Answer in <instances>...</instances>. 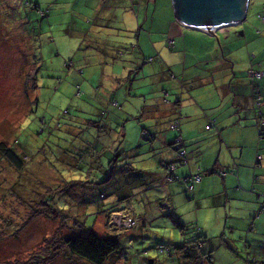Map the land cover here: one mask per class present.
I'll use <instances>...</instances> for the list:
<instances>
[{"label":"rangeland","instance_id":"rangeland-1","mask_svg":"<svg viewBox=\"0 0 264 264\" xmlns=\"http://www.w3.org/2000/svg\"><path fill=\"white\" fill-rule=\"evenodd\" d=\"M258 2L249 0L247 27L243 28L242 37L250 38L251 28L257 33L256 26L260 23L264 39V25H261L264 0H261L263 5ZM147 3L29 0L27 4L25 0H0V142H8L16 152L20 150L24 160L18 170L9 163L0 164V264L26 263L33 254L37 263L92 264L66 252L69 250L58 242L72 234L87 236L90 231L104 237L112 224L120 229L117 215L112 223L108 218L114 209L123 210L122 214L132 213L137 225L123 232L120 252L109 256L104 264H149L152 259L156 264H177L176 240L195 241L198 226L207 238L200 251L205 255L201 256L200 264H251L253 259L257 262L252 264L264 262V251H256L250 240H246L249 248L244 242V250L237 251L241 242L236 245L231 238L232 234L239 236L240 230L232 224H218L214 214L207 217L206 211L196 223H188L195 216L192 208L181 207L180 218L166 209L170 206L168 201L159 200L160 195L154 189L158 184L154 173L162 170L165 159L159 140L154 151L149 145L157 139L153 135L158 133L154 126L160 115L150 116L147 109L150 101L140 95L150 85L153 88L159 84L150 80L156 85L145 87L146 74H160L166 65L164 76L168 82L163 84L167 90L175 91L172 94L168 91L165 102L170 103V99L176 102L179 94L176 82L182 80L184 68L187 66L190 74L197 58L203 62L200 69L211 73L207 68L215 63L216 48L222 53L219 40L223 41L226 33L237 40L241 30L235 26L216 36L209 35L212 41L207 40V45L205 33L198 34L192 65L184 57L190 52V45H194L195 32L180 26L174 14L168 15L171 6L174 11L172 0H157V7ZM260 13L263 18L258 17ZM171 23L177 27L173 31L169 30ZM172 32L173 37L169 35ZM87 33L98 38L95 43ZM148 33L155 43L146 42ZM253 35L255 42L257 38ZM248 38H244V44L250 42ZM135 43L141 44L139 56L147 50V58L157 56L156 63L152 59L145 61L146 64L137 61L132 51ZM227 46L228 58L233 52L231 42ZM237 54L238 57L231 59L230 55L229 59L240 64L238 71L248 72L252 63L250 49ZM129 61L134 69L139 68L135 72H143L141 81L127 80L116 92L118 78L125 76ZM197 85L193 84V92ZM198 99L205 107L211 104V101L203 102L201 92ZM200 105L196 106L200 108ZM72 121H83L87 130L78 134L80 139L60 141L62 134L68 133L66 125L74 124ZM58 124L61 128H56ZM168 127L166 133L171 135L173 143L178 133ZM145 132L150 140L145 138ZM121 148L129 152L120 155ZM123 161L132 169L131 174L128 170L122 173ZM88 172L94 184L83 188L76 182L68 190L64 188L65 181L81 180ZM125 173L129 177L122 178ZM127 196L131 197L130 201L124 199ZM45 201L53 210L61 208L66 212L52 218L28 220L31 213L46 206ZM180 220L185 227L179 224ZM258 234L260 247L264 236ZM47 239L50 241L43 246ZM162 247L174 251L175 256L162 253Z\"/></svg>","mask_w":264,"mask_h":264},{"label":"crops","instance_id":"crops-1","mask_svg":"<svg viewBox=\"0 0 264 264\" xmlns=\"http://www.w3.org/2000/svg\"><path fill=\"white\" fill-rule=\"evenodd\" d=\"M146 1L148 2L147 5L151 4L150 6L157 7V0H139L141 5ZM259 1L258 3L263 5L261 0ZM153 2L154 5H152ZM157 11L158 9H156ZM173 14L175 15V8L173 11V7L171 6L168 15ZM246 20L243 24L223 27L217 31L216 35L224 30L229 31V28L239 27L241 31H238V39L234 40V48L232 54H230V58L234 59L238 57L237 53L239 51L245 49L248 51L250 49V54L255 55V59L262 64L261 66L264 70V39H262L260 31L263 29L259 27V23L256 26L257 33L251 28L248 30L251 33L250 38L245 35L242 37L241 32L243 28L246 29L247 27ZM178 24L184 27L179 22ZM261 25H264V23L261 22ZM176 28L174 23H171L169 26V30L171 31ZM187 29L195 32V42L194 45H190V52L185 54L184 59L186 62H192L193 65L195 64L193 62L195 59L193 54L198 34L205 33L204 44L206 45L207 40L208 42L212 41V37H210L212 35L198 29ZM252 33H255V37L257 38L255 42L252 40L254 37ZM87 34L94 40V43L98 39L94 34ZM169 35L172 36L173 32ZM229 36L233 38L228 33L222 38L225 41ZM244 38H248L250 42L244 44ZM147 41L150 43L154 42L149 33ZM219 41L221 44V40ZM122 42H125V38ZM237 43H239V46H237ZM161 44L162 41H160L159 47L157 45L159 48V51H157L158 58L161 54ZM132 46L134 47L132 51L137 57V61L139 60L140 63L146 64L148 60L147 50L146 52L142 51V55L139 56L138 47H141V44L138 46L135 43ZM202 48L203 46L200 42V50ZM222 53L225 54V50ZM222 53L219 47H217L214 60L221 58ZM149 57V59L153 60V64L158 60L157 56ZM209 61L211 60H207V62ZM127 63L129 66L124 70L126 72L125 76L120 75L118 78L116 92L124 86L127 80L128 82L141 81L142 76L140 74L143 72H135L139 68L134 69L133 62L131 61ZM196 64L195 68L190 71V74L186 66L184 73L181 75L182 80L176 82L179 91L176 102H173L172 99H170V103L165 102L168 91L171 94L175 91L172 89L167 90L166 84H163V81L168 82V78L165 79L164 76L166 65L162 66L161 70H164L162 73L150 72V74H146L147 77L145 76L147 78V81L144 83L145 87L151 83L156 85V82H150V80L159 81L156 87L152 86L153 88H151L150 85L149 88H145L141 91L142 94H140L144 95V99L146 98L147 102L150 101V105L147 108L150 116L160 115L159 118L155 119L154 126L158 133L153 134L155 139H157L149 146H153L152 151H154V144L159 140L162 144L161 151L165 160L161 163L162 170L154 173V176H156L155 182L158 181L154 189H157L160 201L169 202L170 206L166 207V209H169L170 213L174 211L181 218V207L185 208L187 206L186 208H192L195 216L192 217V222L188 223H196L201 218L202 213L206 211L207 217H211L214 214V220L216 219L218 224L222 222L226 224L230 223L233 227L240 230L239 236L236 237L232 234L233 240L242 242L243 239L247 238L257 246V234L264 235V210H261L262 202L260 198L261 195H264V138H261L259 135L261 123L255 114H253L250 106V96L253 89L251 79L246 71L237 70L240 64H237L235 61L228 65L227 63L223 64V73L219 70V74L214 73L215 71L211 74L205 68L201 70L200 65L203 62L199 59L197 60V58ZM210 70H213V68ZM193 84H198L195 92H193ZM206 85L207 89L204 88ZM259 85L264 111V77L259 82ZM200 92L203 96V102L209 103L211 101V104L207 105V107L199 104L198 94ZM196 105H200L201 109ZM145 109L146 106H144L143 111ZM214 115L215 118H213ZM179 118L181 119V136L188 152V165H182L175 173L180 177L202 173L201 181L195 184L192 193L188 192L183 182L168 183L166 180L168 175L167 166L179 162L177 150L171 142V135L166 133V126L169 125L168 128L170 129V124ZM214 119V127L207 130L206 126L214 121ZM176 137L177 134H175ZM210 171L215 172L210 174ZM219 172L221 173L219 174ZM186 211L183 214H186ZM180 223L183 224L184 222L180 220ZM198 228L201 230V227L198 226ZM176 244L179 245L180 241L176 240ZM256 251H258V248Z\"/></svg>","mask_w":264,"mask_h":264},{"label":"trees","instance_id":"trees-1","mask_svg":"<svg viewBox=\"0 0 264 264\" xmlns=\"http://www.w3.org/2000/svg\"><path fill=\"white\" fill-rule=\"evenodd\" d=\"M25 2L27 4H29V0H25ZM262 16V14L260 13L258 15ZM261 18V17H259ZM263 18V16H262ZM228 41L231 42V49L233 50L234 48V38H227L225 41L223 39V41H221V50L224 52L225 48H227L228 46ZM220 42V41H219ZM230 56V55H229ZM226 57V54L222 53V57L218 58L215 61V63L213 64V67L207 68V69H212L211 70V74L213 71H215L214 73H218L219 74V70L223 73V64L227 63V65L229 63H232V61ZM249 59L252 62L251 66L247 72L249 78L251 79V86L253 87L252 89V95L250 96V106H251V110L253 112V114H255L256 118L258 119V121H260L261 123V128L259 129V135L261 136V138H264V111H263V101H262V94H261V90H260V85L259 82L261 81V79L264 77V70L262 68V64L257 61L255 59V55H253L252 53L249 55ZM151 59L148 58L147 62H149ZM153 61V60H152ZM227 69V68H226ZM256 73H260L261 77H258L256 75ZM244 100V99H243ZM115 104V103H114ZM67 113V112H66ZM74 124L69 123L66 125L67 128V135L66 134H62V136H64L63 138L60 139V141L63 142H70L74 139H80V137H78V134L84 132L87 130V128H85V124L83 121H72ZM91 122L93 125H95V122L93 121H88ZM175 123H178V126L173 129L172 125H170V130L171 131H177V137H176V141L178 139H181V145H182V149L186 152V156L185 157H181L180 152L177 149V144L176 141L173 142V146H175L177 152H178V157H179V162L181 165H188V152L186 150L184 141H183V137L181 136V119H177ZM60 124H58L56 126V128H61L59 126ZM215 125V120L212 121L208 126H206L207 130H210L212 127H214ZM66 135V136H65ZM129 151L125 148H121L118 150V153L124 154V153H128ZM20 154V150L19 152H16L13 147H10L8 142H0V164H4L5 163H9L11 165V168H15L16 170L20 169L23 166L24 160L23 158L19 155ZM114 161V158H113ZM176 164V163H175ZM179 168L176 166V169L171 173V175H167V182L168 179L171 177L172 178V182H178L181 181L183 182L186 187L188 192L192 193L194 191L195 188V184H198L197 181H193V179L195 178V175L193 176H187V177H180L178 175L175 176V171ZM127 170L129 171V174H131L132 169L129 168L128 163L126 161L122 162V173L126 172ZM215 171H210V174H213ZM123 174V176H121L122 178L124 176L129 177L127 174ZM221 172H219L220 174ZM199 174V173H198ZM202 174V173H200ZM197 175V174H196ZM108 180V179H107ZM76 182H80L83 188H87L89 185L94 184V179L91 175V172L85 173L83 175V178L81 180H76V181H65L64 185H65V189L68 190V186L72 183H76ZM131 192H133V190L131 189ZM87 192H85L86 195ZM261 198V202H262V206H261V210H264V195L260 196ZM126 200H131L130 196H127L126 198H124ZM47 201H45V205L46 206L41 209L40 211H35L34 213H31L28 220H35L39 217H55L56 215L61 216L63 213L62 212H66L65 209H61V208H56L59 212H57L56 209H52L51 207H49L48 203H46ZM123 211V210H121ZM121 211L116 212V210H111L108 218L109 221L113 220V216L115 214H122ZM129 213V212H128ZM126 213V214H128ZM126 214H122V215H126ZM132 214V213H131ZM133 215V214H132ZM134 216V215H133ZM135 218V216H134ZM136 222V219H135ZM181 224V223H180ZM137 225L136 224L132 227L127 229L126 227H121L120 229H115V225L112 224L111 231L107 234V236H99L97 233H95L94 231H90L89 234L87 236H82V235H78V234H72L69 235L68 237H65L64 239L59 240L58 243L62 244V247L66 250L68 249L69 251L66 252H72V254L74 256L77 257H81L84 258L85 260L89 261L92 264H104L107 259L109 258V256H111L112 254L115 253H119L121 248H122V244H121V236L123 234L124 231H130L133 230ZM183 224H181L182 226ZM182 227H185L184 225ZM254 231V230H252ZM197 237L195 241H191V242H187V243H180L179 245L176 244V249H177V259L178 260L177 264H200V260H201V256H205L202 255V253H200L201 248H203L204 244L207 242V238L204 236L202 230H197ZM227 232L224 233V237L226 236ZM260 235V234H258ZM261 237H263L264 235H260ZM237 237V236H236ZM259 238V237H258ZM233 243L236 242V245L239 244V242L241 241H237V240H233V238H231ZM56 240V239H55ZM246 240H248L247 238L243 239V241L241 242V248H238L237 251H243L244 247H243V243L245 242V246L247 248H249L250 246L248 245V242H246ZM264 240V238H263ZM50 241V239H47L43 246H45L46 243H48ZM257 241H259V239H257ZM52 244L55 243V241H51ZM258 243V242H257ZM259 245V243H258ZM258 245L256 246L255 250L258 248V251H264V244H262V246L258 247ZM42 246V247H43ZM237 249V247H236ZM246 249V248H245ZM41 250V248H40ZM213 251V250H210ZM162 253H168L170 254V256H175V252L171 251L170 249H166L165 251H161ZM211 254V253H210ZM35 256V254L30 256V261L26 262V263H19L16 262L14 264H43V263H37L33 260V257ZM211 257V256H210ZM249 261V259H248ZM257 262L255 259H253L252 261L250 260V263L252 264L253 262ZM7 264H9L8 262H6ZM156 264V261L155 263ZM258 264H264V262H258Z\"/></svg>","mask_w":264,"mask_h":264},{"label":"water","instance_id":"water-1","mask_svg":"<svg viewBox=\"0 0 264 264\" xmlns=\"http://www.w3.org/2000/svg\"><path fill=\"white\" fill-rule=\"evenodd\" d=\"M176 19L191 29L212 36L223 28L244 23L249 0H172ZM154 264V260L149 261Z\"/></svg>","mask_w":264,"mask_h":264},{"label":"built area","instance_id":"built-area-1","mask_svg":"<svg viewBox=\"0 0 264 264\" xmlns=\"http://www.w3.org/2000/svg\"><path fill=\"white\" fill-rule=\"evenodd\" d=\"M259 17L262 18L261 15H260ZM171 43H173V41H171ZM256 75H257L258 77H261V74H260V73H256ZM115 104H116V103H115ZM177 126H178V123H174V124L172 125V128L175 129ZM145 138L148 139V140H150V137H149V135H148L146 132H145ZM181 141H182L181 139H178V140L176 141L177 149H178V151L180 152L181 157H185V156H186V152L182 149L183 147H182V145H181ZM175 169H176L175 166H171V167H169V171H170V172L174 171ZM168 181H169V182H172L173 180H172V178L170 177V178L168 179ZM193 181L200 182V181H201V175H200V174L195 175V178L193 179ZM115 215H117L116 218L119 219V223H120L121 227L124 226V227H126L127 229H129V228H132V227L136 224V222H135V218H134V216H133L130 212H129L128 214H126V215H122V214H115ZM161 251H165V249L163 248Z\"/></svg>","mask_w":264,"mask_h":264},{"label":"clouds","instance_id":"clouds-1","mask_svg":"<svg viewBox=\"0 0 264 264\" xmlns=\"http://www.w3.org/2000/svg\"><path fill=\"white\" fill-rule=\"evenodd\" d=\"M177 21H178V20H177ZM178 22H179V21H178ZM179 23H180V22H179ZM180 24H181V23H180ZM239 24H243V23H239ZM181 25H182V24H181ZM183 26H184V25H183ZM184 27H186V26H184ZM187 28H188V27H187ZM201 31H202V30H201ZM203 31H204V30H203ZM216 33H217V32H216ZM171 166H175V165H174V164H171V165H168V166H167V171H168V174H169V175H171V173H170V171H169V167H171ZM175 167H176V166H175ZM199 174H200V173H199ZM200 175H202V174H200ZM168 183H171V182L168 181ZM163 248L165 249V247H162L161 250H162ZM149 261H151V260H149ZM154 263H155V260H154Z\"/></svg>","mask_w":264,"mask_h":264}]
</instances>
